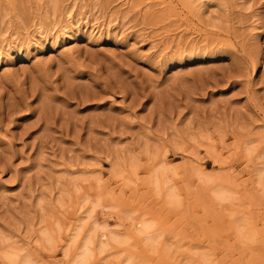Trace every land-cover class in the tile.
<instances>
[{"label": "rangeland", "instance_id": "obj_1", "mask_svg": "<svg viewBox=\"0 0 264 264\" xmlns=\"http://www.w3.org/2000/svg\"><path fill=\"white\" fill-rule=\"evenodd\" d=\"M204 132L210 144L192 138ZM237 133L264 150V0H203L194 12L184 0H0V235L46 264H65L64 241L35 245V230L82 176L100 178L109 210L146 213L179 241L166 260L140 255L146 264H181L193 246L209 249L212 264H264V194ZM148 145L162 148L182 206L153 191ZM132 157L135 173L114 172ZM188 161L236 192L251 240L238 241L222 207L200 204ZM101 208L88 223L128 233L129 219L117 225Z\"/></svg>", "mask_w": 264, "mask_h": 264}, {"label": "bare ground", "instance_id": "obj_2", "mask_svg": "<svg viewBox=\"0 0 264 264\" xmlns=\"http://www.w3.org/2000/svg\"><path fill=\"white\" fill-rule=\"evenodd\" d=\"M184 1L193 12L200 10L203 4V0ZM52 3L54 5L56 0H52ZM73 6H69L66 10L67 18L64 27L74 24ZM88 18L86 15L85 25L90 23ZM96 18L98 19V16ZM39 28L38 32H41ZM62 33L64 32L62 31ZM68 37L70 36L68 35ZM216 129L222 137V129L220 127ZM203 135L204 141L199 138ZM203 135L196 133L192 135V138L201 144H210V139H212L210 134L204 132ZM237 137L236 140H240V146L243 147L247 157L254 162V188L264 194V150L257 151V145L253 142L255 139L251 140L250 136L245 137L243 134L237 133ZM145 152L150 159L148 180L153 191L162 197L163 203L168 207L182 206L184 200L178 188L170 179L165 177L167 166L162 158L160 159L162 148L148 145ZM186 166H189L192 175L198 180V187L195 191L201 201L200 204L205 203L203 206L215 204L222 207L233 220L230 229L238 241L245 243L251 240L253 238L252 228L247 224L244 215L240 214L234 206L238 202L236 192L221 181L219 174L216 175L210 170L195 166L193 161H188ZM136 167L137 159L132 157L128 161H119L114 166V172L125 176L127 171L135 173ZM102 186L98 176L77 177L68 186L66 185V188L62 189L60 197L50 203V212L40 220L33 238L35 245L51 248L61 237L64 241L65 264H104L102 257L114 258L117 262L115 264H146L140 258V255H144V253L156 254L161 260L173 256V252L179 248L178 240L168 239L166 231L159 228L157 221L146 213L134 217L131 212L120 215L116 211L109 210V204L102 203V197L98 194L102 190ZM100 205L102 206V216L115 217L114 219L118 222L117 225H122L129 219L128 233L107 229L104 218L102 220L94 219L88 223L92 212ZM65 210L78 214L76 219L67 218L69 215L66 217ZM62 230H64L65 235L59 234ZM139 245L141 251L137 253L135 249ZM187 253L189 254L183 253L185 257L180 260V262L182 261L181 264H212L213 262L209 249L193 246ZM0 256L5 264H46L38 257L32 246H23L6 235H0Z\"/></svg>", "mask_w": 264, "mask_h": 264}]
</instances>
